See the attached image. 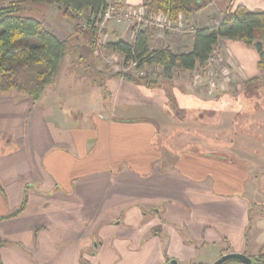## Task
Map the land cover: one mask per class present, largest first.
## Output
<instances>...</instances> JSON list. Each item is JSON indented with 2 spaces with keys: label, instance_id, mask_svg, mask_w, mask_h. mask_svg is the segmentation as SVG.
<instances>
[{
  "label": "crops",
  "instance_id": "1",
  "mask_svg": "<svg viewBox=\"0 0 264 264\" xmlns=\"http://www.w3.org/2000/svg\"><path fill=\"white\" fill-rule=\"evenodd\" d=\"M115 1L122 9H145L144 0ZM29 4L37 14L25 16L75 48L81 41L89 46L72 22H48L50 28L47 6ZM239 6L264 11V0H214L178 23L167 20L173 31L149 29L150 46L190 51L197 28L220 24ZM177 24L183 32L175 31ZM105 29L108 43L135 41L128 21ZM217 52L243 75L264 72L257 51L242 41L221 39ZM75 62L97 66L100 60L79 55ZM96 71L105 90L97 100L80 92L69 108L49 90L36 104L0 95V264H167L174 258L190 264L212 251L244 250L250 169L214 151L166 154L168 133L193 135L180 121L163 126L164 114L174 120L165 89ZM75 73L74 81H82ZM91 108L100 116L89 119L85 112ZM134 113L145 120L126 118Z\"/></svg>",
  "mask_w": 264,
  "mask_h": 264
},
{
  "label": "rangeland",
  "instance_id": "2",
  "mask_svg": "<svg viewBox=\"0 0 264 264\" xmlns=\"http://www.w3.org/2000/svg\"><path fill=\"white\" fill-rule=\"evenodd\" d=\"M29 3L31 2L23 4L24 12L22 11V15H28V11L33 15L37 14L33 7L29 8ZM43 9L49 11V13L47 12L49 21H46L45 24L50 28L52 26L56 27L55 25L64 27L63 18L72 22L58 8L47 6ZM124 10L129 11L128 7H125ZM39 11L38 14H42V10ZM136 20L135 17L128 21L132 33H135L132 26L135 25ZM162 20L166 19L163 18ZM48 22L53 25L50 26ZM108 24L100 27V30H103L99 34L98 46L95 50L96 52L100 46L99 55L91 54L88 43L83 41V44L81 41L77 48L74 46L72 54L64 61L59 78L55 82L56 85H52L47 89L49 95L62 99L61 103L66 108L71 107L69 105L73 96L76 97L78 93L83 91L91 92L92 100H97V93L105 90V81L97 76L96 70L98 68L107 75L125 71L121 55L108 51L105 47L109 42L105 34V28ZM177 26L178 28L175 31H184L182 24H177ZM153 29L155 31L165 30L167 33L173 31L161 27H154ZM89 38L88 33H82V39L86 41ZM79 55L88 58L92 55L94 59L100 60V63L95 66L90 63L75 62ZM218 55L217 61L212 66H205L191 73L175 70L170 79L161 76L162 71L160 68L150 67L148 69L151 78L156 79L161 88L170 94L176 95L178 99V104H169L174 115L171 116L174 117V120H167L164 114L166 120L163 126L166 128L171 121H180L184 123L185 128H189L188 132L193 135L190 137L187 135L181 136V131L178 130V134L172 138V134L168 133L165 136L162 131L161 134H164L170 144L168 145L169 152L165 151V153L179 154L188 151L199 155L201 151L202 153L205 152L204 154H210L209 151H214L215 153L212 155L235 164L244 165L250 169V179L245 182V188L247 189L245 197L249 199L251 207L248 235L253 240L262 232L258 238L264 242V72L259 76H254L251 71L243 75L230 63L225 54L218 53ZM70 59H73V63L70 62ZM69 67H71V72L68 71L70 70ZM75 72L79 76L83 75L82 81H80L81 79L74 81ZM132 73L138 75L135 71H132ZM71 74L72 77L69 78ZM255 77L261 78L260 84L262 86L257 83L259 86L257 89L254 85L246 84L248 80ZM6 96L29 99L26 94L15 91L6 94ZM73 101H76V99H73ZM73 111L76 112L75 109ZM85 115L91 119L95 115L100 116V113L91 108V110L85 112ZM120 115V113H117L118 117ZM126 118L145 120L144 115L139 117L136 113L128 115ZM212 139L215 141L214 144L211 142ZM216 252L218 251H212L211 256L206 259L204 257L195 258L191 263L199 264L202 259L203 262L206 261L205 264H210L220 256V253ZM174 260L178 261L176 258ZM167 264H169V261ZM178 264L184 263L178 261Z\"/></svg>",
  "mask_w": 264,
  "mask_h": 264
},
{
  "label": "trees",
  "instance_id": "3",
  "mask_svg": "<svg viewBox=\"0 0 264 264\" xmlns=\"http://www.w3.org/2000/svg\"><path fill=\"white\" fill-rule=\"evenodd\" d=\"M27 2L58 8L75 24L76 32L90 35L89 51L95 53L108 0H0V95L24 93L36 104L55 83L61 65L72 54L74 42L60 40L40 20L23 16L22 6ZM213 3L214 0H144L143 6L147 17L162 13L178 23L181 16L189 17ZM148 30L136 31L133 43L118 41L105 46L121 55L125 68L135 64V72L143 73L118 72L114 76L146 88L161 86L148 74L150 67L160 68L161 76L168 79L175 70L194 72L208 65L221 39L242 41L257 51L258 67L264 70V11L239 6L228 12L220 24L197 28L192 50L183 53H175L170 47L151 48ZM260 82L261 78L255 77L246 84L257 89ZM166 94L168 104H178L176 95Z\"/></svg>",
  "mask_w": 264,
  "mask_h": 264
},
{
  "label": "built area",
  "instance_id": "4",
  "mask_svg": "<svg viewBox=\"0 0 264 264\" xmlns=\"http://www.w3.org/2000/svg\"><path fill=\"white\" fill-rule=\"evenodd\" d=\"M128 9L129 11L122 9L115 0H108V4L105 10V13L103 15L102 23L100 24V27H103L104 24L106 25L112 21H117V22H123L125 20L130 21L132 18L136 17L137 20H136L135 25L133 26V28L135 27L134 28L135 32L139 30L153 29L154 27L170 29V24L167 21L168 19L164 17V15L157 14V15H152L150 17H147L145 9H138V8L137 9L128 8ZM162 16L166 20H162L163 19ZM99 53H100V46L98 47L95 54L99 55ZM217 57H219V55H218V52L215 51L213 56L210 58L208 65L206 67L212 66L213 63L217 61ZM110 62H113V61H110ZM134 69H135V64H132L130 65L129 68H125L124 73H130L132 71H135ZM137 74L142 75L143 73H137Z\"/></svg>",
  "mask_w": 264,
  "mask_h": 264
},
{
  "label": "flooded vegetation",
  "instance_id": "5",
  "mask_svg": "<svg viewBox=\"0 0 264 264\" xmlns=\"http://www.w3.org/2000/svg\"><path fill=\"white\" fill-rule=\"evenodd\" d=\"M231 253H240L247 256L249 259H251L252 264H264V242H262V240L253 241L251 237L246 238L244 250L236 251L231 249V247L230 248L228 247L226 250L221 251L220 256L210 264L215 263L216 261L220 260L223 256ZM173 261L176 260L174 259L169 260V264H173L172 263ZM199 264H205V263H203V261H200ZM223 264H245V263L242 262L241 260L234 259V260H228Z\"/></svg>",
  "mask_w": 264,
  "mask_h": 264
},
{
  "label": "water",
  "instance_id": "6",
  "mask_svg": "<svg viewBox=\"0 0 264 264\" xmlns=\"http://www.w3.org/2000/svg\"><path fill=\"white\" fill-rule=\"evenodd\" d=\"M241 260L242 262H244L245 264H252L251 259H249L247 256L240 254V253H231V254H227L225 256H223L220 260L216 261L213 264H223L228 260ZM173 264H178L177 261H173Z\"/></svg>",
  "mask_w": 264,
  "mask_h": 264
}]
</instances>
